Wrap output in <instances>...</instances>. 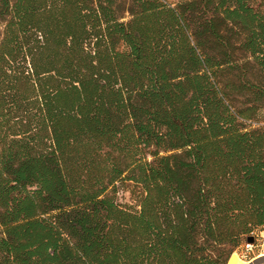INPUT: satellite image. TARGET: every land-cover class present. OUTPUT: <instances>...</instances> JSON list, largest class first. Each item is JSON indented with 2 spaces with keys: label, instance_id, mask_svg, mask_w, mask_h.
<instances>
[{
  "label": "trees",
  "instance_id": "obj_1",
  "mask_svg": "<svg viewBox=\"0 0 264 264\" xmlns=\"http://www.w3.org/2000/svg\"><path fill=\"white\" fill-rule=\"evenodd\" d=\"M260 122L264 0H0V264H229Z\"/></svg>",
  "mask_w": 264,
  "mask_h": 264
},
{
  "label": "rangeland",
  "instance_id": "obj_2",
  "mask_svg": "<svg viewBox=\"0 0 264 264\" xmlns=\"http://www.w3.org/2000/svg\"><path fill=\"white\" fill-rule=\"evenodd\" d=\"M167 1L177 2L179 0H167ZM260 124L264 125V122H260L258 125ZM139 198H140V194L138 188L133 187L131 183H126L123 186L118 185L116 200L119 204H122L125 207L137 208ZM260 234H264V226L254 230L255 238L260 239ZM250 235L254 236L252 234ZM244 243L245 241L241 244V246H239L235 251L232 252V255L229 260V264H252L255 261L256 264H264V261L261 260L262 258H264V250H262L260 246H256L254 248V253L253 255H251V258L242 257Z\"/></svg>",
  "mask_w": 264,
  "mask_h": 264
},
{
  "label": "built area",
  "instance_id": "obj_3",
  "mask_svg": "<svg viewBox=\"0 0 264 264\" xmlns=\"http://www.w3.org/2000/svg\"><path fill=\"white\" fill-rule=\"evenodd\" d=\"M256 241V242H255ZM258 241V243H257ZM260 246L264 250V234H260V239H253L252 242L246 241L243 245L242 257L250 258L254 253V248Z\"/></svg>",
  "mask_w": 264,
  "mask_h": 264
},
{
  "label": "water",
  "instance_id": "obj_4",
  "mask_svg": "<svg viewBox=\"0 0 264 264\" xmlns=\"http://www.w3.org/2000/svg\"><path fill=\"white\" fill-rule=\"evenodd\" d=\"M247 241L252 242L253 241V237L252 236H248L247 237Z\"/></svg>",
  "mask_w": 264,
  "mask_h": 264
},
{
  "label": "crops",
  "instance_id": "obj_5",
  "mask_svg": "<svg viewBox=\"0 0 264 264\" xmlns=\"http://www.w3.org/2000/svg\"><path fill=\"white\" fill-rule=\"evenodd\" d=\"M262 257H263V256H262ZM261 260H262V261H264V258H262ZM254 263L256 264V261H255V262H253L252 264H254Z\"/></svg>",
  "mask_w": 264,
  "mask_h": 264
}]
</instances>
